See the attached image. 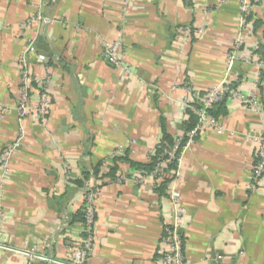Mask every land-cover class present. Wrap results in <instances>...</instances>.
<instances>
[{"label": "crops", "instance_id": "crops-1", "mask_svg": "<svg viewBox=\"0 0 264 264\" xmlns=\"http://www.w3.org/2000/svg\"><path fill=\"white\" fill-rule=\"evenodd\" d=\"M124 1L0 0V153L20 139L7 174L0 169V246L66 259L83 238L84 195L95 188L87 264H160L163 227L174 218L170 183L158 193L161 181L132 164H146L164 132L184 136V101L229 82L259 111L226 99L213 108L223 132L202 128L183 146L182 253L187 264H264V178L252 175L256 145L246 138L264 134V69L226 65L240 0ZM36 9L49 22L23 27ZM185 26L202 33L182 45ZM118 36L121 67L104 56ZM32 37L46 48V63L27 59L31 74L49 81L44 127L16 113L18 61ZM244 40L245 53L264 62L263 11H252ZM0 264L27 257L0 248Z\"/></svg>", "mask_w": 264, "mask_h": 264}, {"label": "built area", "instance_id": "built-area-1", "mask_svg": "<svg viewBox=\"0 0 264 264\" xmlns=\"http://www.w3.org/2000/svg\"><path fill=\"white\" fill-rule=\"evenodd\" d=\"M133 0H125L126 4H130ZM259 9L264 12V0H240L239 3V19H238V32L236 39L234 41L233 47L229 52L226 59L227 69H231L234 62H242L245 64L254 65L259 71L264 69V62L259 60L255 54H246L244 47L245 32L249 28L250 16L253 10ZM49 20L43 17L41 12L36 9L33 15L28 18L26 22L23 23V27H31L34 25H40L48 23ZM193 33H202V30L193 31L190 27L185 26L180 29L178 33V38L182 45L186 44ZM122 51V38L117 37V39L108 47L105 48L104 56L110 60L114 65L122 66L123 61L121 59ZM35 57L38 63L44 64L47 61L46 55L42 54L37 49V41L35 37L29 38L26 41V46L23 53L19 58V68H20V89L19 98L16 105V113L19 121L25 119L32 115L38 121L39 125L44 127L46 125V116L50 108V95L48 93L49 81L47 78L35 77L31 74L27 59L29 57ZM127 72V70H125ZM36 84V102H30V86L29 84ZM199 98V97H197ZM199 107H194L189 102V100L184 101L182 104L183 109L192 110L197 116V125L191 131L188 136V141L185 143L188 145L190 143V138L200 129L209 127L214 129L217 133H222L223 129L219 125L218 121L209 115V111L216 106L223 103L226 99L238 100L243 103L244 107L248 111L257 112L259 111L258 104L254 96L243 97L229 82H222L217 86L209 89L205 96L201 99L199 98ZM249 140H252L255 147V164L253 167L252 175L254 179L264 178V134L257 136H251L250 134L246 136ZM20 139L16 140L14 144L5 149L0 153V169L2 171V177L7 174L8 163L12 157L14 151L19 147ZM180 145V139H176L173 147L171 149L165 150L163 156L167 158L159 163L152 172L146 175L149 179H154L155 181H161L166 175L167 163L174 161L176 164V170L173 172H168L171 176V182L167 189V197L172 205L174 218L172 222L166 223L163 227L162 242L164 243V249L160 255V264H187L183 258V241L180 232V222L185 214V210L181 207L179 203V192L177 186L181 185V181L178 175V163L180 154L176 156V150ZM176 185V186H175ZM1 186V185H0ZM1 191V187H0ZM98 197V191L96 189H89L85 192L83 207H82V225H83V238L80 242L72 245L69 249L68 257L64 260H54L44 257L43 255H38L35 253L17 251L9 249L3 246L0 248L14 251L20 253L27 257V264H35L36 262H44L46 264H87V260L91 255L93 247V235L95 227V211L94 202Z\"/></svg>", "mask_w": 264, "mask_h": 264}, {"label": "trees", "instance_id": "trees-1", "mask_svg": "<svg viewBox=\"0 0 264 264\" xmlns=\"http://www.w3.org/2000/svg\"><path fill=\"white\" fill-rule=\"evenodd\" d=\"M251 17V16H250ZM257 25V23H256ZM36 84L32 83V85H30V90L32 89L31 87H35ZM37 87V86H36ZM223 104V103H221ZM192 106L199 107V104H193ZM219 106V107H218ZM218 112L221 109V105H218ZM186 115H187V120L184 122V136L180 137L178 139H180V145L178 147V149L176 150V156L179 154V152L181 151L182 147L185 145V143L188 141V135L186 133L192 131L196 125H197V116L195 115V113L190 110V109H186L185 111ZM209 115L212 116L213 118H217V111H214L213 109H211L209 111ZM187 135V136H186ZM177 138H172L170 135L166 134L165 132L162 135V138L159 142V144L155 147L154 151L152 152V154L149 157V160L146 164H132V166H134V168L140 170L143 174H148L150 172L153 171V169L159 164L161 163L163 160H165L167 157L163 156V153L165 150L171 149L175 143V140ZM176 170V164L174 161H170L169 163H167V167H166V172L168 174V172H173ZM114 172L113 169L110 170V172L106 175V177L108 179L111 178V175H113L112 173ZM96 174L98 175L99 172H96ZM171 182V177L168 178L163 177V179L161 180V182L157 185V189L156 191L158 193H164V190L166 189V187L169 185V183ZM81 221H83L82 219V212H81Z\"/></svg>", "mask_w": 264, "mask_h": 264}, {"label": "water", "instance_id": "water-1", "mask_svg": "<svg viewBox=\"0 0 264 264\" xmlns=\"http://www.w3.org/2000/svg\"><path fill=\"white\" fill-rule=\"evenodd\" d=\"M37 49L42 54H45L46 53V48L44 47V45H42V42H41L40 39L38 40Z\"/></svg>", "mask_w": 264, "mask_h": 264}]
</instances>
